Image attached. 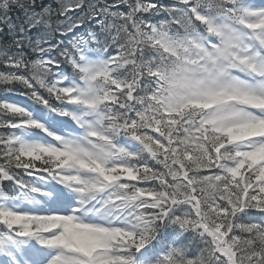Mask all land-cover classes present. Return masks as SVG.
<instances>
[{
	"label": "rangeland",
	"instance_id": "rangeland-1",
	"mask_svg": "<svg viewBox=\"0 0 264 264\" xmlns=\"http://www.w3.org/2000/svg\"><path fill=\"white\" fill-rule=\"evenodd\" d=\"M251 16L253 18L241 17L238 21L232 20L230 17L223 18L219 16V19L223 23L226 22L228 25H230V27L224 24L220 28H216L219 38H223V41L221 42L220 46L216 47L215 51L207 50V48H205V46L197 38L196 34L190 35L188 40L185 37L183 42L185 44L183 46L178 45L177 40L179 38L174 39L172 43L174 47L173 53L174 55H179L181 57L179 63H184L185 68H177L175 70L173 67H171L168 75L161 74L162 82H165V86L163 84L164 87L160 88V95L162 98L166 99L165 105L167 107H171L173 105L172 99L169 97L170 95H178V102L183 103H186V101L189 99H199L202 93L208 94L209 102L214 100L215 92L212 90V88H210V84L214 81H211L210 83V80L214 79V77L218 74V76H220L222 73L224 74V72H222L223 68L226 70L231 67H237L239 58L245 56V52L243 51V46L246 44V41L243 39L244 36L250 37L253 44L264 45V25L260 23V21L264 19V15L255 16L253 14ZM229 20L234 22H230ZM223 30L226 31V34L223 33ZM234 39L239 40L241 49H239L237 52L232 51V53H230L231 50H229L226 45L230 46L231 41ZM182 70H185V72L180 73ZM176 71H179L180 77L173 75ZM174 86H178V88H175ZM236 92L241 93V91L238 89H236ZM252 101H255L258 105V102L256 99H254L253 95L251 97V102ZM224 121V129H232L236 127V121L232 114H229V117ZM249 124L250 122L247 121L246 126L248 127ZM257 125L260 126V124ZM252 126L255 127L254 124H252ZM259 152L261 153V150ZM263 154L264 150L261 155ZM42 185L47 187L45 183H42ZM37 192L40 193V191ZM61 220L62 218H57L59 223H61ZM70 228L75 233V236L77 233H79V230L73 227ZM57 235V237H59L61 234L57 233ZM75 236L73 238L66 236L67 239H71L69 241L70 244L71 241H78ZM88 237H90L88 234L81 235L80 241ZM71 246L74 247L76 245ZM68 261H70L69 257Z\"/></svg>",
	"mask_w": 264,
	"mask_h": 264
},
{
	"label": "trees",
	"instance_id": "trees-1",
	"mask_svg": "<svg viewBox=\"0 0 264 264\" xmlns=\"http://www.w3.org/2000/svg\"><path fill=\"white\" fill-rule=\"evenodd\" d=\"M124 0H119L118 2L121 3ZM5 5H22V10L24 14H20L14 11H11L8 13V15L4 18L2 25L0 26V52L2 54H9L15 53L19 48H22L25 43L21 38H12V36L23 33L26 28L24 26H27L29 22L32 21V18L36 20L34 16L31 15V17L28 15V9L24 10V6L34 7L35 9L39 10L42 15L46 14L47 11H52L51 14L55 13L58 10V5L56 4V0H6ZM126 5H131V0H128L126 2ZM18 11V10H17ZM51 14H48L50 16ZM47 15V14H46ZM42 17L38 18V24L39 27H41ZM44 19V18H43ZM62 19L60 17H56L53 21V25L50 29V32H53L54 26L61 24ZM28 46H31L29 43ZM0 53V58H1ZM22 155L18 152V150L13 147L8 146L5 141L3 140V134L0 132V182L3 180H11L15 181L20 178V176L23 174V168L27 166L28 161L34 162L35 160L33 158H23ZM182 162H180L178 165L183 166V170L186 171L185 173V180L190 181L192 185L193 179H196V175H199V171L205 168H208L209 166H206V162L209 161L210 157L207 156L205 158L200 157L199 155H195L194 153L192 155L188 154L187 152L184 153ZM28 160V161H27ZM175 164L176 161L174 160ZM176 165V166H178ZM39 168V166H38ZM162 173V172H160ZM160 173H157L160 174ZM163 175V173H162ZM161 175V177H162ZM164 178V175H163ZM142 182H145L149 184V187H146L149 191H154L157 195L161 190H165L166 188L167 193L169 194L170 190L168 188V184L166 183V180L156 177V179H151L150 174L147 173L146 175H143V178H141ZM156 182H159V184H156ZM177 197H183L182 194H177ZM242 194L239 197H236L234 200V204L232 208H225L221 213V217L224 220V227H226L229 223H233L234 221L231 217V214L233 211L236 210V208L239 207L241 204V201L243 200ZM213 217V216H211ZM238 236L240 237L238 246V262L237 264H248L253 263L257 264L255 262H251L250 259L255 255V253H251V250L253 248H257L258 254L262 255L264 257V246L263 244L259 243L256 239V237L248 231H239L237 232ZM209 257L203 256L202 259L197 258L195 260L185 261V262H179L176 264H205L206 262H209ZM174 264V263H171ZM258 264H264V261Z\"/></svg>",
	"mask_w": 264,
	"mask_h": 264
},
{
	"label": "bare ground",
	"instance_id": "bare-ground-1",
	"mask_svg": "<svg viewBox=\"0 0 264 264\" xmlns=\"http://www.w3.org/2000/svg\"><path fill=\"white\" fill-rule=\"evenodd\" d=\"M0 71L4 72V73H18V74H23L26 78V80L29 83H38L40 81V79L43 78V73L41 70L31 66V65H27L26 69H21L17 66H15L14 64H4L2 66H0Z\"/></svg>",
	"mask_w": 264,
	"mask_h": 264
}]
</instances>
